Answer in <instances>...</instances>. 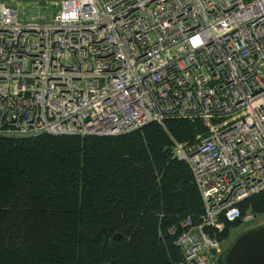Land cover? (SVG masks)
Here are the masks:
<instances>
[{
    "label": "built area",
    "instance_id": "2783aa9c",
    "mask_svg": "<svg viewBox=\"0 0 264 264\" xmlns=\"http://www.w3.org/2000/svg\"><path fill=\"white\" fill-rule=\"evenodd\" d=\"M32 18L0 1V136L200 118L206 134L172 137L203 201L172 264H220L223 220L264 188V0H61Z\"/></svg>",
    "mask_w": 264,
    "mask_h": 264
},
{
    "label": "trees",
    "instance_id": "16d2710c",
    "mask_svg": "<svg viewBox=\"0 0 264 264\" xmlns=\"http://www.w3.org/2000/svg\"><path fill=\"white\" fill-rule=\"evenodd\" d=\"M207 132L200 118L167 117L115 134L0 136V264L181 259V222L198 223L203 201L187 162L168 149L172 137ZM237 204L241 216L220 239L247 210L264 212V188Z\"/></svg>",
    "mask_w": 264,
    "mask_h": 264
},
{
    "label": "rangeland",
    "instance_id": "374dc122",
    "mask_svg": "<svg viewBox=\"0 0 264 264\" xmlns=\"http://www.w3.org/2000/svg\"><path fill=\"white\" fill-rule=\"evenodd\" d=\"M0 1H3L6 4L15 7L17 11L18 19L20 21L25 22L33 19L32 16L37 14L38 8L40 9L41 14L45 16L53 15L55 12L58 11L61 0H0ZM221 220L223 219L221 218ZM227 221H232V220H227ZM227 221L223 220L224 225L226 224ZM263 223H264V212L253 214L251 211L247 210L244 213V215H242L240 224L230 228L229 233L225 238L223 239L219 238L220 253L224 254V252H226L227 250L226 247L230 242H233L232 239L235 237V235L240 234L241 232H243L248 228L256 227ZM221 230H218V233ZM218 263H220V260L218 261Z\"/></svg>",
    "mask_w": 264,
    "mask_h": 264
},
{
    "label": "water",
    "instance_id": "95a60500",
    "mask_svg": "<svg viewBox=\"0 0 264 264\" xmlns=\"http://www.w3.org/2000/svg\"><path fill=\"white\" fill-rule=\"evenodd\" d=\"M223 258L221 264H264V223L238 234Z\"/></svg>",
    "mask_w": 264,
    "mask_h": 264
},
{
    "label": "flooded vegetation",
    "instance_id": "af4514ba",
    "mask_svg": "<svg viewBox=\"0 0 264 264\" xmlns=\"http://www.w3.org/2000/svg\"><path fill=\"white\" fill-rule=\"evenodd\" d=\"M237 235H235V237H236ZM235 237L233 238V239H235ZM233 239H232V241H233ZM232 242H230L229 244H228V246L226 247V249L229 247V245L231 244Z\"/></svg>",
    "mask_w": 264,
    "mask_h": 264
}]
</instances>
